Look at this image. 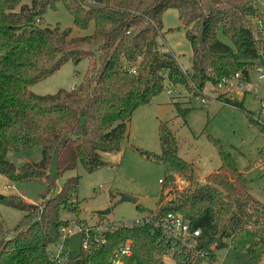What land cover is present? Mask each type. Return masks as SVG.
<instances>
[{
	"label": "trees",
	"instance_id": "trees-1",
	"mask_svg": "<svg viewBox=\"0 0 264 264\" xmlns=\"http://www.w3.org/2000/svg\"><path fill=\"white\" fill-rule=\"evenodd\" d=\"M23 1L0 0V173L13 181L43 178L42 196H49L34 203L16 194L0 195L2 202L23 211L11 235L0 216V264H109L114 249L127 239L132 253L125 264H164L167 245L151 222L103 230V243L91 232L88 246L81 244L76 256L54 258L49 245L61 241L60 226L70 223L60 211L73 203L79 176L67 178L50 194L54 180L48 165L55 148L58 174L78 163L88 171L107 164L100 151L120 149L133 110L163 90L165 77L196 95L207 81L216 83L221 76L239 71L247 79L264 49V36L254 34L251 24L260 15L257 1L30 0L14 11ZM58 4L80 29L93 21V32L70 36V28L35 25ZM168 8L177 11L190 42L189 69L171 49L158 45ZM83 57L89 63L78 84L44 94L30 89L64 62ZM216 98L244 108L240 101ZM255 123L264 130V117ZM158 137L159 153L142 151L161 162L165 172L157 203L147 213L153 218L178 213L192 228H200L194 248L172 253L174 264L214 262L217 250L226 246L263 263L264 203L252 194L233 153L211 136L220 163L202 180L195 163L178 153L177 137L165 121L158 124ZM32 145L42 148L38 161L16 167L6 158L10 149ZM179 177L186 180L180 189Z\"/></svg>",
	"mask_w": 264,
	"mask_h": 264
},
{
	"label": "rangeland",
	"instance_id": "rangeland-1",
	"mask_svg": "<svg viewBox=\"0 0 264 264\" xmlns=\"http://www.w3.org/2000/svg\"><path fill=\"white\" fill-rule=\"evenodd\" d=\"M258 18L252 20L253 27L260 16H264V0H256ZM24 0L14 7L18 11ZM38 27L70 28V36H84L93 32L94 24L90 22L86 29L78 28L71 14L62 4L47 10L35 21ZM220 38L229 39L220 34ZM161 48H169L177 56L184 68H190L191 46L185 36V28L174 8L166 9L162 14V28L157 38ZM264 61V49L258 56ZM89 60L83 57L78 61L68 60L58 69L30 85L38 94L54 92L59 88L69 89L78 84L85 74ZM248 82L251 87L244 88L238 80L220 88L207 81L200 93L189 92L182 84H171L164 79V88L148 103L138 105L131 115L127 135L117 151H100L102 159L108 163L88 171L81 163L63 173L56 172V148L48 165V173L54 180L50 194L57 193L64 181L78 175L79 184L73 196V203L63 207L60 216L70 223H78L89 234H97L106 225L122 220H131L154 208L165 176L161 162L148 157L142 151L159 153L161 151L158 124L165 121L174 131L178 140V153L195 163L200 179L215 170L220 163L217 148L210 138L218 139L221 146L233 153L236 164L243 170L252 194L264 203V130L255 123L260 114V101L264 100V78H258V71H249ZM206 102H202V98ZM221 98L240 101L244 108ZM42 155L40 145L10 149L6 158L16 167L27 162L38 161ZM186 184L184 178H177L176 187ZM46 186L43 178L27 180H10L0 173V195H19L34 203L47 199L42 196ZM122 193L137 196V200L122 199ZM143 206L144 209L137 207ZM108 209L105 213L100 210ZM23 211L0 200V216L8 229L13 228L22 218ZM82 234L75 229L63 242L50 244V252L62 250L70 256H76L81 250ZM166 264L172 263L170 255L165 256ZM264 263V260L262 261ZM200 264H258L246 251L226 246L217 250L214 262L203 260Z\"/></svg>",
	"mask_w": 264,
	"mask_h": 264
},
{
	"label": "built area",
	"instance_id": "built-area-1",
	"mask_svg": "<svg viewBox=\"0 0 264 264\" xmlns=\"http://www.w3.org/2000/svg\"><path fill=\"white\" fill-rule=\"evenodd\" d=\"M253 32L256 35L264 36V16H260L256 25L253 27ZM259 58V57H258ZM256 70L258 71V78H264V61L261 62L259 59L257 61ZM234 80H238L244 85L245 89L251 87L250 82L247 79L241 77L239 71L235 72L230 76H221L216 82V85L220 88L224 87L225 84H233ZM202 102L205 103L206 99L203 97ZM264 117V100L260 101V114L257 120L262 121ZM161 182V179H159ZM151 222L155 227H157L161 232V240L167 245L168 252L163 256V262L166 264L165 256L170 255L172 258V263L174 264V259L172 253L174 251L188 250L195 247V236L200 233L199 227L192 228L190 224L183 219V217L178 213L168 212L167 214L160 215L157 218H153L149 213H146L140 217H136L131 220H122L118 222H112L106 225L100 232L95 234V238L98 242H105L106 238L103 234V230H113L120 227L134 226L141 223ZM75 229L80 230L85 233V237L82 241L83 247L88 246V236L89 232L80 226L78 223L63 224L60 226L61 231V241L63 242L67 236H69ZM63 249V248H62ZM52 253V256L58 261L66 260L69 255L63 250ZM132 253V243L130 239L125 240L123 243L119 244L113 251L109 264H125V256ZM264 264V263H259Z\"/></svg>",
	"mask_w": 264,
	"mask_h": 264
},
{
	"label": "water",
	"instance_id": "water-1",
	"mask_svg": "<svg viewBox=\"0 0 264 264\" xmlns=\"http://www.w3.org/2000/svg\"><path fill=\"white\" fill-rule=\"evenodd\" d=\"M121 198L122 199H130V200H133V201L137 200V196H134V195H131V194H128V193H122ZM107 211H108V209L100 210V213H105Z\"/></svg>",
	"mask_w": 264,
	"mask_h": 264
}]
</instances>
